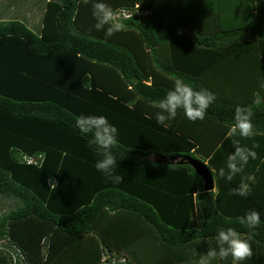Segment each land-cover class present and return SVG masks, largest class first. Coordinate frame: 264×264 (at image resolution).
<instances>
[{
    "label": "trees",
    "instance_id": "1",
    "mask_svg": "<svg viewBox=\"0 0 264 264\" xmlns=\"http://www.w3.org/2000/svg\"><path fill=\"white\" fill-rule=\"evenodd\" d=\"M106 2L125 25L111 36L93 0H47L38 34L0 22V198L14 203L0 213V264H14L9 245L24 264H197L227 227L251 236L243 264H264V0ZM175 78L216 95L203 121H155ZM237 106L252 108L251 138L226 136ZM80 114L118 128L120 183L96 171ZM236 140L257 156L226 182L217 170ZM185 157L206 164L212 191ZM241 175L247 197L231 191ZM253 209L250 230L237 217Z\"/></svg>",
    "mask_w": 264,
    "mask_h": 264
},
{
    "label": "clouds",
    "instance_id": "2",
    "mask_svg": "<svg viewBox=\"0 0 264 264\" xmlns=\"http://www.w3.org/2000/svg\"><path fill=\"white\" fill-rule=\"evenodd\" d=\"M114 15L112 7L106 0H93L92 16L96 21L94 26L97 30L105 31L106 36H111L125 27L123 23L114 20ZM258 85L264 88V79L258 80ZM216 99L213 92L204 88L197 90L184 79L175 78L172 87L166 91L164 97L154 102V107L159 111L155 112L153 116L158 124L165 127L176 118L178 110H182L184 117L190 122L203 121L207 110ZM254 103L259 104L260 100L256 99ZM252 116L251 106H237L233 116L234 122L226 136L238 135L241 138H251L254 134ZM74 120V127L78 134L86 140L89 146H94L97 150L99 158L94 165L96 171L103 174L112 183H120L122 176L115 169L118 159L122 160L125 153L118 156L114 152L119 144L118 128L110 123L105 115L80 114L75 116ZM232 143L235 149L234 153L228 154L226 167H220L217 170L218 177L226 182H231L238 174H243L249 160L255 159L257 156L253 149L258 145L253 144L250 148L241 146L238 140ZM251 180V176L241 175L239 185L231 190L232 194L241 197L249 196ZM53 187L55 186L53 185ZM237 222L250 230L254 229L261 224V213L255 209L250 210L242 216H238ZM212 239L215 241V246L209 247L207 252L200 254L197 264H219L221 261H227L228 258H231V264H243L252 255L251 236L245 239L243 234L235 228H218Z\"/></svg>",
    "mask_w": 264,
    "mask_h": 264
},
{
    "label": "crops",
    "instance_id": "3",
    "mask_svg": "<svg viewBox=\"0 0 264 264\" xmlns=\"http://www.w3.org/2000/svg\"><path fill=\"white\" fill-rule=\"evenodd\" d=\"M47 0H0V22L19 21L38 34Z\"/></svg>",
    "mask_w": 264,
    "mask_h": 264
},
{
    "label": "water",
    "instance_id": "4",
    "mask_svg": "<svg viewBox=\"0 0 264 264\" xmlns=\"http://www.w3.org/2000/svg\"><path fill=\"white\" fill-rule=\"evenodd\" d=\"M183 163L188 164L190 167H192L195 173L202 179L204 191L208 192L214 189L213 175L206 164L202 163L201 161L186 157L184 158V161L180 160L178 162V164Z\"/></svg>",
    "mask_w": 264,
    "mask_h": 264
},
{
    "label": "built area",
    "instance_id": "5",
    "mask_svg": "<svg viewBox=\"0 0 264 264\" xmlns=\"http://www.w3.org/2000/svg\"><path fill=\"white\" fill-rule=\"evenodd\" d=\"M138 14L144 15L145 13L144 12H138ZM123 15L125 17L130 16V13H126L125 11H123ZM24 160H26L27 163L33 162V160L29 157H25ZM6 250L9 253L8 255H10L13 258L14 264H24L25 261L23 259V256L21 254H18V257H16V254L14 253V252L20 253L19 248H17L14 245H9L8 248H5V251Z\"/></svg>",
    "mask_w": 264,
    "mask_h": 264
},
{
    "label": "rangeland",
    "instance_id": "6",
    "mask_svg": "<svg viewBox=\"0 0 264 264\" xmlns=\"http://www.w3.org/2000/svg\"><path fill=\"white\" fill-rule=\"evenodd\" d=\"M14 208V203L10 200L0 198V213Z\"/></svg>",
    "mask_w": 264,
    "mask_h": 264
}]
</instances>
